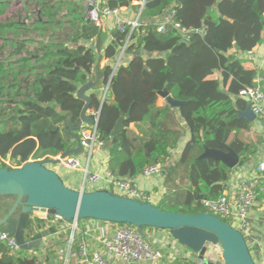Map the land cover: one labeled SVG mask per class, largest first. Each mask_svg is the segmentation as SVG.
<instances>
[{
  "label": "trees",
  "instance_id": "obj_1",
  "mask_svg": "<svg viewBox=\"0 0 264 264\" xmlns=\"http://www.w3.org/2000/svg\"><path fill=\"white\" fill-rule=\"evenodd\" d=\"M134 1L107 0L106 4L138 10L140 6ZM5 5L0 4V13ZM44 8L46 15L49 5L45 4ZM172 9L175 15L168 31H158L163 17ZM83 13H76L72 24L77 30L69 44L49 42L38 55L19 59L22 66L13 74L12 81L4 83L3 77L0 78V91L5 85L10 92L15 90L10 93L8 102L16 106L15 112L9 115H4L0 107V156L11 155L16 165L22 166L31 156L46 159L72 148L77 142L69 132L67 120L72 115V123L79 134L85 105V101L77 97L79 85L103 75L101 82L110 83L113 103H102L94 95L89 108L95 109L94 117L100 111L97 125L100 137L120 143L121 150L111 149L109 167L112 172L135 178L148 164L159 162L165 166L172 158L171 151L178 147L184 135L175 113L163 115L157 107L159 91L167 89L174 98L184 99L178 107L179 115L191 135L179 160L180 164L188 165L187 208H203L201 200L219 197L233 174V168L221 161L199 158L204 145L218 147L217 140L227 143L233 131L250 125L249 120L240 115L239 110H246L248 101L239 96V91L256 85L264 71L247 69L244 60L229 51L236 47L248 52L258 44L264 45V0H146L140 14L146 20L127 32L112 28L107 33L88 21ZM47 23L39 19L37 27L41 29ZM16 25V22L0 24V29ZM110 37L105 47L107 58L115 59L124 46L125 52L133 57L115 73L111 64L103 69L98 67L102 56L95 50V47L100 50ZM17 46L21 52L24 44L21 42ZM165 51L167 55L163 56ZM155 52L158 54L152 56ZM32 59L35 64L31 63ZM218 70L222 72L225 87L220 80L208 78ZM19 78L29 90L18 85ZM227 86L225 92L223 88ZM234 97L237 98L235 105ZM121 117H125L124 124L128 127L135 123L137 130L132 138L128 136L129 128L111 135ZM229 145L240 154V165L254 155L251 146L238 138ZM0 166L13 168L5 163ZM178 167L169 176L175 174ZM205 211L203 208L176 212ZM45 226V221L38 217L30 220L32 233L37 227ZM49 248L45 262L51 264L49 260L55 252ZM181 261L180 264H190ZM0 264L41 262L35 253L22 249L13 252L0 240Z\"/></svg>",
  "mask_w": 264,
  "mask_h": 264
},
{
  "label": "water",
  "instance_id": "obj_2",
  "mask_svg": "<svg viewBox=\"0 0 264 264\" xmlns=\"http://www.w3.org/2000/svg\"><path fill=\"white\" fill-rule=\"evenodd\" d=\"M89 7L92 6L89 5ZM145 20V17L140 18L141 23ZM157 54L155 52L151 55ZM166 55L167 52H163V56ZM115 70L116 68L114 73ZM96 86V81L89 80L81 84L77 91V97L85 101L79 128L84 124L95 127L98 125L100 111L97 117L88 112L93 99V95L88 91ZM159 94L167 97L173 107H179L184 102L172 97L167 89L159 91ZM245 99L248 101V98ZM240 115L246 116L249 120L257 117L250 103ZM124 120L125 117H121L117 121L111 132L112 136L129 128L124 124ZM67 125L69 132L76 138L75 147L67 149L57 157L28 161L21 167L0 166V231L14 236L20 249H38L47 236L46 231L30 233V220L34 213L40 212L61 215L69 222L89 218L112 223H129L136 226L143 236L145 235L144 227L165 229L169 230L172 237L180 244L201 257L206 254L207 245L213 243L222 246L226 264H257L244 233L228 220L211 212L188 214L169 211L152 202L118 195L108 189L87 191L83 188L68 187L63 178L48 166L61 163L62 159L69 155L84 152L79 134L75 132L77 127L72 123V115L69 116ZM217 144L218 147L205 144L204 151L199 158L221 161L230 168H235L240 164L241 156L231 145L219 140ZM104 147L119 149L120 143L111 139L105 141ZM172 168V165L167 163L164 171L169 174ZM4 197L12 198L9 205Z\"/></svg>",
  "mask_w": 264,
  "mask_h": 264
},
{
  "label": "built area",
  "instance_id": "obj_3",
  "mask_svg": "<svg viewBox=\"0 0 264 264\" xmlns=\"http://www.w3.org/2000/svg\"><path fill=\"white\" fill-rule=\"evenodd\" d=\"M106 2L107 0H86L85 18L98 26H102L105 18H112L113 28H117L122 32L133 31L141 23L140 14L135 18H129L123 15L122 10L124 7H111ZM145 2L146 0L138 2L142 10L145 7ZM89 5L92 7H89ZM174 15L175 9L167 12L162 22L158 25V31L166 33L169 25L173 22ZM176 26L185 32L187 31L186 28L181 27L178 23H176ZM125 49L126 46L122 48V52ZM239 96L244 99L248 98L252 110L261 119L264 127V75L258 78L256 85L242 88L239 91ZM79 137L84 150H88L87 165H84L80 154L69 155L63 158L61 163L69 169L84 170V190H86L87 185L95 186L100 182H106L108 186L105 189L113 193H115V188L118 191V195L141 201H153V194L142 189L136 181L116 176L110 169L95 170L90 168V159H92L93 153L105 146V141L100 137L97 127L84 124L80 129ZM0 163L12 166L9 159H0ZM163 172L164 165L158 162L146 165L142 169L141 174L144 178L149 179L160 176ZM257 172L258 174L264 173V160L258 164ZM258 174L253 177L236 180L232 184V191L226 188L217 198L202 199V207L208 212L225 218L246 236L245 231L249 228L252 207L261 192L264 191L262 174ZM41 214H43L42 218L47 223V236L52 237L66 232L67 227L72 230V233L67 238L68 245L65 249H61V252H66L70 256L77 258L82 264H159L164 258L170 260L171 264H176L175 261L181 259L178 254L169 253L168 255V250H165L167 247L163 248L154 245L137 230L136 226L129 223H113L115 226L110 233L105 229H101L102 233L99 232L98 237L91 234L88 230L86 232L87 237L79 243V250L75 252L73 244L79 220L69 222L58 214ZM32 218H34V215ZM64 224L68 226L65 227ZM88 236H93L100 241L102 249L93 248L91 238L88 239ZM0 240L5 242L13 252L20 250L16 238L9 233L0 231ZM222 253L223 249L220 244L210 243L207 245V252L203 257L196 253L193 264H226Z\"/></svg>",
  "mask_w": 264,
  "mask_h": 264
},
{
  "label": "crops",
  "instance_id": "obj_4",
  "mask_svg": "<svg viewBox=\"0 0 264 264\" xmlns=\"http://www.w3.org/2000/svg\"><path fill=\"white\" fill-rule=\"evenodd\" d=\"M140 1L141 0L134 1L136 5L140 6L138 10H133L129 7H124L122 10L123 15L129 18H135L139 14H141L142 7L140 3H138ZM85 11H86V7H85ZM100 27L102 28L103 31L110 33L112 28L114 27L113 19L105 18L103 20L102 26ZM110 41H111V37L108 38L107 42L100 50L95 47L97 55L102 56L98 67L100 69H103L107 65L111 64L113 65L114 69L116 68L115 70L116 72L120 65L122 64L127 65L133 57L132 55L127 54L125 51H123L122 53V49H121V51L119 52V54L117 55L115 59L107 58L105 56V47L107 46V44L110 43ZM74 46H77V45L74 44ZM89 46L93 47L92 44H89ZM229 53L238 55V57L242 58L244 60L243 61L244 66L247 69H253V70L262 69L264 71V45L263 44H258L251 51H248V52H241L240 50H238V48L234 47L229 51ZM102 78H103V75L97 76L95 80L97 81V86L94 89L88 91V93L92 94L93 96L96 95L100 99V101L103 103L105 101H107L108 103H113V99L110 94V83L109 84L102 83L101 82ZM208 78L220 80L222 86L225 87L223 84L222 72L220 70L215 71L213 74L209 75ZM227 88L228 86L226 88H223V90L226 92ZM158 95L159 97L157 100V107L160 109L161 113L163 115L169 112L175 113V115L177 116L178 122L181 123L184 129V135L181 138V141L178 144V147L171 151L172 158L168 162V165H172L173 168L169 170L170 171L169 174H170L173 170H175L178 167L179 165L178 163L182 155V152L186 146V143L190 140L191 135H190V131L187 129L185 123L183 122V120L181 119L179 115V108L173 107L167 97H164L160 95L159 93ZM179 100H182V99H179ZM233 103L234 105L237 103L236 97H234ZM244 110L245 109L243 110L240 109L239 110L240 114L244 112ZM88 112L90 114H94L96 111L94 108H89ZM242 117L247 118L244 115ZM249 123H250L249 128H243L239 130L238 132L233 131L227 141V143L229 144L231 143L233 139L238 138L241 142L247 145H250L252 150H254V155L251 156V158H249L247 162H245L243 165L239 164L238 166L233 168V174L231 178L228 180V182L226 183L227 189H230L231 191L233 190L232 184L236 182V180L242 179V178L253 177L256 174H258L257 166L262 160H264V127L262 125L261 119L259 117H256V119L254 120H249ZM129 129H133L134 132H136L137 127L135 123H131L129 125ZM76 145L77 144H75L73 147H75ZM111 149H117V148L103 147L101 149H97L93 153L92 159H90V168L95 169V170H106V169L112 170L109 167L110 160L112 159ZM117 150H121V147ZM80 155L82 156V154ZM84 156L85 157H82L84 161V165H87L89 155L87 154ZM51 157H57V156H51ZM0 159L11 160V165L13 168L21 167V166L16 165L14 159L11 158V155H8L6 158H3L0 156ZM42 159L44 158L37 159L31 156L29 161L42 160ZM78 171L83 173V180L80 183V181L77 182L74 179H72L70 181V184L73 185L72 187L74 189H82L83 184H84V170L81 169ZM167 174H168L167 171H164L162 175L149 178V179L144 178L141 173L135 178H130V174H126L125 177L136 181L142 189L150 191L153 194V198H154L155 192L158 193V190H160V188H162L164 192L166 193L172 192V189H169L166 186L167 177L165 176ZM261 174H262L263 184H264V173H261ZM261 174L259 173L258 175H261ZM119 177H122V176H119ZM177 181H180V180L178 179ZM185 185H186V188L190 186V183L188 182V180H186ZM107 186L108 185L106 182H100L97 185L92 186V190L105 189L107 188ZM42 216L43 214L41 213H34V217H38L44 220L46 223V220L43 219ZM114 226L115 225L113 223L107 222V221H101V220H96V219H80L78 221V227L75 230V242L73 244V250L75 252L79 250V243L87 237L86 232L88 230L90 231L91 234L98 237L99 232L102 233L101 229H105L108 233H110L113 230ZM38 231H46V226L45 228L37 227V230L35 232H38ZM151 232H155V231H151ZM71 233H72V230L69 229V227H67L66 232L60 233L59 235H55L52 237H49V236L45 237L40 248L27 250V251H29V253H35L38 256V259L41 262V264H48L47 262H45L46 254H47L46 252H47L48 247H50L49 249L54 250L55 252L54 254L55 256L49 260L51 264H82L77 258L70 256L66 252H61V249H65V247L68 245L67 238L69 237ZM156 233H158V235L161 237L159 241H156V243L159 244L157 246H161L163 248L167 247L165 250L166 251L168 250L167 251L168 255L169 253L178 254L179 258H181L180 260L178 259L175 261L176 264H180L182 262L181 260L187 261V263H190V264L194 263V259L196 258V252L192 251L191 249L187 248L186 246L176 241L172 237L170 231L169 233H167V231L165 233L161 231H158ZM159 233H162V234H159ZM245 234L247 236V240H248V243L250 244V247L256 248L257 256L261 255V258H262L261 264H264V191L261 192L258 200L255 202L254 206L252 207V210L250 212V218H249V228L247 231H245ZM89 238H91V243H92L91 245L93 246V248L102 249V243L100 241H98L93 236H88V239ZM159 264H171V263H170V260H168L167 258H164V260L161 261Z\"/></svg>",
  "mask_w": 264,
  "mask_h": 264
},
{
  "label": "rangeland",
  "instance_id": "obj_5",
  "mask_svg": "<svg viewBox=\"0 0 264 264\" xmlns=\"http://www.w3.org/2000/svg\"><path fill=\"white\" fill-rule=\"evenodd\" d=\"M1 3L6 5L3 12L0 13V24H7L9 22L17 23L14 27H8L4 30L0 29V78L3 77L4 83L12 81L13 74L20 70L22 64L19 59L24 57L30 58L32 54L38 55L42 51L41 48L45 47L49 42H65L66 44H69L72 35L77 30L76 26L72 24L76 13H80L81 11L83 13L84 11L83 14L85 17L86 0H0V4ZM45 4L49 5V8L47 9L48 15H45L43 12ZM75 10L77 12H75ZM50 13L53 15H50ZM52 16L54 17L51 18ZM39 19L48 22L41 29L37 27V20ZM21 42H23L24 47L20 52L17 44ZM31 63L35 64L36 61H33L32 59ZM11 66L14 67L13 70L11 69ZM2 69L5 71H2ZM17 82L20 87L24 88V90H29L28 85L21 82V78H19ZM14 92L15 90H11L10 92L7 85H5L0 91V107L1 110H4V115H9L15 112V104L8 102L10 96ZM10 93L12 94L10 95ZM79 132L80 130H78V133ZM133 134L134 130L130 129L128 131V136L132 138L134 136ZM87 154L88 150L86 149L81 157H85L84 155ZM48 166L54 169L63 178L68 187L73 188V185L70 184L72 179L77 182L80 181V183L83 180L82 172L69 169L62 163L49 164ZM187 175L188 165L179 163L177 172L167 177L168 179L166 178V186L169 189H172V192L166 193L160 188L158 193L155 192L152 202L158 207L169 211L203 210V208H187V188L185 185ZM176 179H179L180 181H177ZM86 190L91 191L92 186L87 185ZM114 192L116 194L118 193L115 188ZM4 200L11 201L12 198L4 197ZM143 229L145 231L144 237L154 245H159L156 241L161 239L156 232L161 231L165 233L167 231V233H169L168 230L156 227H145ZM251 253L256 263L261 264V255L257 256L255 247H251Z\"/></svg>",
  "mask_w": 264,
  "mask_h": 264
}]
</instances>
